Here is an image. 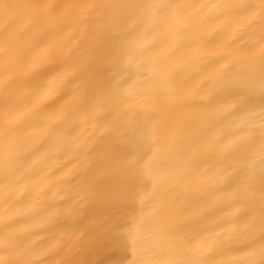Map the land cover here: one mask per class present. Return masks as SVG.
<instances>
[{"label": "clouds", "instance_id": "obj_1", "mask_svg": "<svg viewBox=\"0 0 264 264\" xmlns=\"http://www.w3.org/2000/svg\"><path fill=\"white\" fill-rule=\"evenodd\" d=\"M0 264H264V0H0Z\"/></svg>", "mask_w": 264, "mask_h": 264}, {"label": "snow or ice", "instance_id": "obj_2", "mask_svg": "<svg viewBox=\"0 0 264 264\" xmlns=\"http://www.w3.org/2000/svg\"><path fill=\"white\" fill-rule=\"evenodd\" d=\"M73 47H74V45H69L67 48H65V49L63 50L64 55H68V54H70L71 51H72V48H73Z\"/></svg>", "mask_w": 264, "mask_h": 264}]
</instances>
